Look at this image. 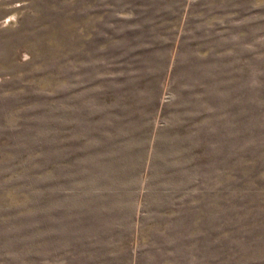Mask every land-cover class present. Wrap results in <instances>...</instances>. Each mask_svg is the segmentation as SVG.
<instances>
[{"label": "rangeland", "instance_id": "374dc122", "mask_svg": "<svg viewBox=\"0 0 264 264\" xmlns=\"http://www.w3.org/2000/svg\"><path fill=\"white\" fill-rule=\"evenodd\" d=\"M0 264H264V0H0Z\"/></svg>", "mask_w": 264, "mask_h": 264}]
</instances>
